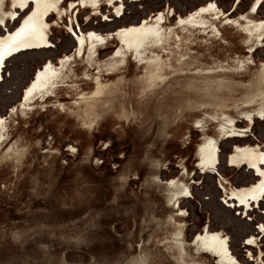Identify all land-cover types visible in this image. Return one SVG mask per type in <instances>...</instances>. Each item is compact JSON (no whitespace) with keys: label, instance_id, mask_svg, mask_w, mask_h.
Returning a JSON list of instances; mask_svg holds the SVG:
<instances>
[{"label":"water","instance_id":"obj_1","mask_svg":"<svg viewBox=\"0 0 264 264\" xmlns=\"http://www.w3.org/2000/svg\"><path fill=\"white\" fill-rule=\"evenodd\" d=\"M263 82L264 47L100 4L0 66V264H259L206 178Z\"/></svg>","mask_w":264,"mask_h":264},{"label":"rangeland","instance_id":"obj_2","mask_svg":"<svg viewBox=\"0 0 264 264\" xmlns=\"http://www.w3.org/2000/svg\"><path fill=\"white\" fill-rule=\"evenodd\" d=\"M234 2V0H0V52L4 50L5 53L6 49L18 46L16 39L22 30L31 27H34V30L38 29L40 33L37 37L40 42L98 4L264 47V0H239L236 4ZM255 4L257 7L254 13H249ZM6 38L15 39L3 43ZM35 44L36 40L33 42V45ZM33 45L25 46L24 49ZM25 50L12 54L3 64ZM261 89H264V85ZM262 96L257 94V99L260 100ZM257 99L250 104L206 179L256 259L260 264H264V237L261 238L260 250L256 248L258 246L254 247L256 243L251 238L255 223L262 221L264 224V197L261 199L264 190V115L256 116L255 111L252 112L255 108L258 110L260 102H255ZM259 110L264 111V106ZM251 112L253 117L250 116ZM249 218L252 221H249Z\"/></svg>","mask_w":264,"mask_h":264},{"label":"bare ground","instance_id":"obj_3","mask_svg":"<svg viewBox=\"0 0 264 264\" xmlns=\"http://www.w3.org/2000/svg\"><path fill=\"white\" fill-rule=\"evenodd\" d=\"M100 5H101V4H100ZM104 6H105V5H104ZM107 7H108V6H107ZM111 8H112V7H111ZM115 9H116V8H115ZM119 10H120V9H119ZM149 18H150V17H149ZM242 18H243V17H242ZM153 19H154V18H153ZM157 20H158V19H157ZM161 21H162V20H161ZM165 22H166V21H165ZM168 23H169V22H168ZM172 24H173V23H172ZM176 25H177V24H176ZM180 26H181V25H180ZM184 27H185V26H184ZM187 28H188V27H187ZM191 29H192V28H191ZM195 30H196V29H195ZM199 31H200V30H199ZM14 32H15V31H14ZM14 32H13V33H14ZM203 32H204V31H203ZM13 33H12V34H13ZM206 33H207V32H206ZM12 34H11V35H12ZM210 34H211V33H210ZM214 35H215V34H214ZM218 36H219V35H218ZM222 37H223V36H222ZM10 39H11V38H10ZM10 39H7V38H6V40H4L3 43H7V42H9ZM7 40H8V41H7ZM237 41H238V40H237ZM241 42H242V41H241ZM245 43H246V42H245ZM248 44H249V43H248ZM19 45H20V44H19ZM19 45H18V46H14V47H10L9 49H6L5 53H3L4 50H3L2 52H0V54H2V55H0V61H1V62H2V61L4 62V60H5L6 58H8L9 56H11L12 54L17 53V52L22 51V50H25V49H29V48H25V49H24L25 46H19ZM252 45H253V44H252ZM256 46H257V45H256ZM260 47H261V46H260ZM14 51H16V52H14ZM263 85H264V82H263L262 86H263ZM262 86H261V87H262ZM261 87H260V89H261ZM260 89H259V91L257 92V94H260V96L263 95V96L261 97V99L258 100V99H257V94H256V96L254 97L253 101L251 102V104H253L255 99H257V101H255V102H260V103H258V104H259V106L257 107L258 110H256V108L252 110V112L255 111V115H256V116L264 115V111L260 112V110H259L260 107H263V106H264V89H263V90L261 89V91H260ZM250 111H251V110H250ZM256 111H257V112H256ZM252 112H251V115H250L251 117H253V113H252ZM246 113H247V112H246ZM246 113H245V114H246ZM245 114H244V116H245ZM244 116H243V118H244ZM243 118H242V119H243ZM242 119H241V121H242ZM241 121H240V123H241ZM240 123H239V124H240ZM237 128H238V126H237ZM237 128H236V129H237ZM236 129H235V131H236ZM235 131H234V133H235ZM234 133H233V134H234ZM233 134H232V136H233ZM232 136H231V138H232ZM231 138H230V139H231ZM230 139H229V141H230ZM229 141H228V143H229ZM217 161H218V159H217ZM217 161H216V163H217ZM216 163H215V164H216ZM215 164H214V166H215ZM214 166H213V168H214ZM213 168H212V169H213ZM212 169H211V171H212ZM211 171H210V173H211ZM210 173H209V174H210ZM209 174H208V175H209ZM234 201H235V200H234ZM220 202H221V201H220ZM235 202H236V201H235ZM221 204H222V202H221ZM222 205H223V204H222ZM223 207H224V205H223ZM224 209H225V207H224ZM225 210H226V209H225ZM226 212H227V210H226ZM227 213H228V212H227ZM228 215H229V213H228ZM243 239H244V238H243ZM244 241H245V239H244ZM245 242H246V241H245ZM246 244H247V242H246ZM247 246H248V244H247ZM248 247H249V246H248ZM249 249H250V247H249ZM250 251H251V249H250ZM251 252H252V251H251ZM252 254H253V252H252ZM253 255H254V254H253ZM254 257H255V255H254ZM255 259H256V257H255ZM256 260H257V259H256ZM257 262H258V260H257ZM258 263H259V262H258ZM259 264H260V263H259Z\"/></svg>","mask_w":264,"mask_h":264},{"label":"flooded vegetation","instance_id":"obj_4","mask_svg":"<svg viewBox=\"0 0 264 264\" xmlns=\"http://www.w3.org/2000/svg\"><path fill=\"white\" fill-rule=\"evenodd\" d=\"M32 20L30 21L31 25H32ZM37 31V32H35ZM39 30H34V27H31V28H28V29H25V30H22V32L17 36V41L20 45L22 46H31L33 45V42L36 40V42L38 43V34L40 32H38ZM10 39V38H9ZM12 40H14L15 38H11ZM34 40V41H33ZM3 64V61L1 62L0 61V66H2ZM264 186V184H263ZM251 194V193H250ZM264 197V190L262 192V195H261V199ZM260 199V201H261ZM262 229H264L262 227ZM264 232V230H262ZM253 241H255V239L253 238ZM256 243V242H255ZM258 246L257 243L255 244L254 247ZM259 262V261H258ZM260 263V262H259Z\"/></svg>","mask_w":264,"mask_h":264},{"label":"crops","instance_id":"obj_5","mask_svg":"<svg viewBox=\"0 0 264 264\" xmlns=\"http://www.w3.org/2000/svg\"><path fill=\"white\" fill-rule=\"evenodd\" d=\"M260 202L258 203V205L260 204ZM253 209H255V207H253ZM248 220L252 221V219H250V218ZM262 227L264 228V224L262 223V221H258L257 223H255V230L253 231V233H252L253 236L251 237V238L255 239V242L258 245V247H256V248L258 250H260L262 248L261 238L264 237V232L262 231Z\"/></svg>","mask_w":264,"mask_h":264}]
</instances>
